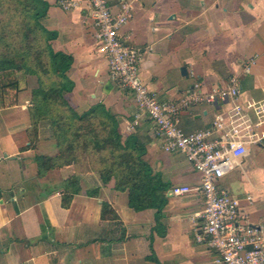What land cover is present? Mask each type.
Listing matches in <instances>:
<instances>
[{
    "label": "crops",
    "instance_id": "1",
    "mask_svg": "<svg viewBox=\"0 0 264 264\" xmlns=\"http://www.w3.org/2000/svg\"><path fill=\"white\" fill-rule=\"evenodd\" d=\"M46 1L45 26L58 33L52 47L74 57L68 74L75 87L67 99L83 111L104 104L123 135L141 138L145 159L168 187V201L158 221L156 209L135 211L128 191L117 190L115 179L104 183L94 170L68 165L40 176L36 157H54L58 148L54 137L41 135V123L34 132L30 108L38 84L27 75L30 91L21 82L17 102L0 109V264H219L218 252L205 237L198 239L205 222L203 195L171 194L176 186L198 187L200 174L185 154L165 152L148 117L129 129L137 112L133 93L112 82L107 59L97 53L86 1L77 0L80 6L70 11L58 0ZM107 1L118 12L121 0ZM129 1L134 15L121 36L144 51L140 76L160 101H176L196 84L211 93L234 76L240 77L242 102L264 98V0ZM253 58L256 64L243 74ZM229 106L191 105L180 112L179 126L187 134L208 129L218 110ZM74 175L80 176V191L64 207L66 181ZM219 185L241 200L251 223H264V147L252 146Z\"/></svg>",
    "mask_w": 264,
    "mask_h": 264
},
{
    "label": "built area",
    "instance_id": "2",
    "mask_svg": "<svg viewBox=\"0 0 264 264\" xmlns=\"http://www.w3.org/2000/svg\"><path fill=\"white\" fill-rule=\"evenodd\" d=\"M85 1V9L91 12L96 28V50L107 59L112 82L133 93L137 112L129 129L133 130L144 116L148 117L155 136L163 139L165 152L185 154L201 176L198 187L184 185L171 190L174 196L194 191L203 195L205 222L198 239L205 237L218 252L219 264H264V223H251L241 211V200L219 185L224 176L238 168L252 146L264 147V98L242 102L240 77L234 76L227 87L211 93L202 92L200 84H196L176 101H160L140 76L144 51L127 45L121 36L134 15L133 3L121 0L118 12H113L107 0ZM59 5L65 11L80 6L77 0H59ZM255 64L254 58L246 62L243 74L250 73ZM218 101L230 106L218 110L210 128L187 134L179 126L182 110ZM247 199L251 201L253 197Z\"/></svg>",
    "mask_w": 264,
    "mask_h": 264
},
{
    "label": "trees",
    "instance_id": "3",
    "mask_svg": "<svg viewBox=\"0 0 264 264\" xmlns=\"http://www.w3.org/2000/svg\"><path fill=\"white\" fill-rule=\"evenodd\" d=\"M49 8L46 0H0V109L17 102L21 72L36 76L32 127L35 132L47 122L58 148L54 157H36L39 175L68 165L82 172L94 170L104 183L115 179L117 190L128 191L129 206L135 211L156 209L159 221L168 187L145 159L146 144L136 133L124 137L118 118L104 104L80 113L67 99L75 87L68 74L74 57L52 47L58 33L45 26ZM79 182V175L66 181L64 207L80 191Z\"/></svg>",
    "mask_w": 264,
    "mask_h": 264
},
{
    "label": "rangeland",
    "instance_id": "4",
    "mask_svg": "<svg viewBox=\"0 0 264 264\" xmlns=\"http://www.w3.org/2000/svg\"><path fill=\"white\" fill-rule=\"evenodd\" d=\"M31 76H33V75H31ZM20 77H21V79H20V83L22 82V85L23 86H25V88H26V90H28L29 89V87L30 88H32L33 86V84L32 83H28V81H26V77H27V75H25L23 72H21L20 73ZM33 77H36V76H33ZM37 78V77H36ZM36 81H37V79H36ZM36 81H35V85L36 84H38V81H37V83H36ZM29 91H30V89H29ZM28 95H30V94H28ZM68 96V95H67ZM73 99V97H72V95H69V99ZM30 99V98H29ZM72 99H71V101H72ZM74 100V99H73ZM80 113H82L83 112V110H81V108H78V107H75ZM39 130L42 132L41 133V135L42 136H44V137H50V138H52L53 137V131L51 130V132H48V123L47 122H41V124L39 125ZM46 131V132H45ZM39 132V131H38ZM40 133V132H39ZM125 136H128V135H124V137Z\"/></svg>",
    "mask_w": 264,
    "mask_h": 264
},
{
    "label": "water",
    "instance_id": "5",
    "mask_svg": "<svg viewBox=\"0 0 264 264\" xmlns=\"http://www.w3.org/2000/svg\"><path fill=\"white\" fill-rule=\"evenodd\" d=\"M183 72H184V70H183Z\"/></svg>",
    "mask_w": 264,
    "mask_h": 264
}]
</instances>
